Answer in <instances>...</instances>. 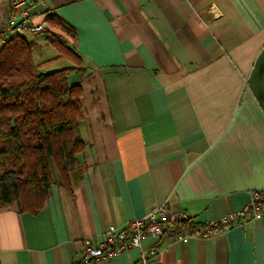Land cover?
I'll return each instance as SVG.
<instances>
[{"label":"crops","instance_id":"crops-1","mask_svg":"<svg viewBox=\"0 0 264 264\" xmlns=\"http://www.w3.org/2000/svg\"><path fill=\"white\" fill-rule=\"evenodd\" d=\"M26 1L82 58L85 168L72 194L53 185L34 214L0 208V264H87L85 241L162 203L206 223L264 189V0ZM9 14L0 0V29ZM142 253L148 264H264V213L186 241L149 236L95 264Z\"/></svg>","mask_w":264,"mask_h":264},{"label":"trees","instance_id":"trees-1","mask_svg":"<svg viewBox=\"0 0 264 264\" xmlns=\"http://www.w3.org/2000/svg\"><path fill=\"white\" fill-rule=\"evenodd\" d=\"M45 20L75 39V31L55 14ZM48 43L56 56L35 63V40L22 34L0 38V208L16 203L20 212L34 214L53 185L72 194L85 168L86 143L80 132L83 61L59 34L50 32ZM54 59H67L71 65L40 70ZM73 74L78 79L69 83ZM173 223L175 230L196 229L200 236L206 227L192 217Z\"/></svg>","mask_w":264,"mask_h":264},{"label":"built area","instance_id":"built-area-1","mask_svg":"<svg viewBox=\"0 0 264 264\" xmlns=\"http://www.w3.org/2000/svg\"><path fill=\"white\" fill-rule=\"evenodd\" d=\"M10 14L3 21L0 38L5 41L8 37L22 32L36 33L45 29L44 23L32 21L29 4L26 0H8ZM264 213V189L251 191V196L239 210L228 213L220 219H210L202 231V236L227 229L237 221L252 219ZM185 218L170 213L166 203L154 207L145 216L131 220L127 227L121 230L108 228L105 236L97 243L85 241L81 250V260L87 264H95L102 259H109L130 248H141L146 237L160 238L167 232L170 241H186L192 235H199L194 229L191 233L186 230H175L174 221ZM150 258L141 254L138 264H148Z\"/></svg>","mask_w":264,"mask_h":264},{"label":"rangeland","instance_id":"rangeland-1","mask_svg":"<svg viewBox=\"0 0 264 264\" xmlns=\"http://www.w3.org/2000/svg\"><path fill=\"white\" fill-rule=\"evenodd\" d=\"M21 34L27 39L35 38L38 42V46L34 49L33 52V60L35 63L44 59H51L56 56V50L47 42L49 34L46 31H41L36 34H31V32H22ZM70 65L71 63L67 59H54L53 61L48 62L45 66H41L40 70L43 72H47L56 68ZM77 79L78 77L75 74L68 77L69 83H72ZM83 124L84 122H81V126H83Z\"/></svg>","mask_w":264,"mask_h":264}]
</instances>
